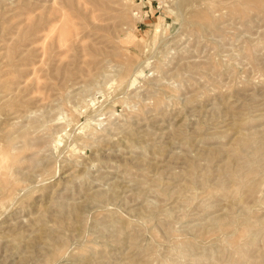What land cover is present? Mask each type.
Listing matches in <instances>:
<instances>
[{"label": "rangeland", "instance_id": "obj_1", "mask_svg": "<svg viewBox=\"0 0 264 264\" xmlns=\"http://www.w3.org/2000/svg\"><path fill=\"white\" fill-rule=\"evenodd\" d=\"M0 264H264V0H0Z\"/></svg>", "mask_w": 264, "mask_h": 264}]
</instances>
